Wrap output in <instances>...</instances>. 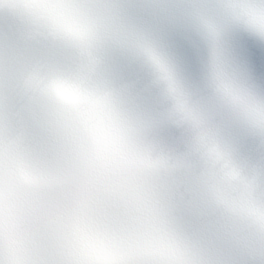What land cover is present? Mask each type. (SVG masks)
<instances>
[{
	"label": "clouds",
	"instance_id": "obj_1",
	"mask_svg": "<svg viewBox=\"0 0 264 264\" xmlns=\"http://www.w3.org/2000/svg\"><path fill=\"white\" fill-rule=\"evenodd\" d=\"M0 264H264V0H0Z\"/></svg>",
	"mask_w": 264,
	"mask_h": 264
}]
</instances>
